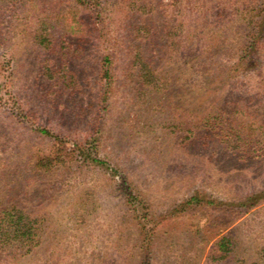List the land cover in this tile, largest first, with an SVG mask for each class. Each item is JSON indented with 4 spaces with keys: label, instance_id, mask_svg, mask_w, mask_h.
I'll return each mask as SVG.
<instances>
[{
    "label": "rangeland",
    "instance_id": "374dc122",
    "mask_svg": "<svg viewBox=\"0 0 264 264\" xmlns=\"http://www.w3.org/2000/svg\"><path fill=\"white\" fill-rule=\"evenodd\" d=\"M82 1L0 9V211L15 206L37 223L29 253L0 248V264H252L248 255L264 249V201L241 215L237 205L264 191V148L234 150L187 130L232 112L264 122V46L252 72L216 78L234 63L248 15L233 17L236 0H182L179 48L153 52L167 89L143 104L122 70L125 43L137 41L140 16L129 5L137 0ZM142 18L158 31L162 18ZM39 24L52 33L51 49L34 38ZM105 57L108 87L99 79ZM181 120L190 125L174 130ZM42 130L68 147L95 146L96 161L37 170L33 160L53 143ZM194 196L213 206L181 212ZM139 222L154 231L148 247ZM228 233L238 241L234 257L212 261L214 242Z\"/></svg>",
    "mask_w": 264,
    "mask_h": 264
},
{
    "label": "trees",
    "instance_id": "16d2710c",
    "mask_svg": "<svg viewBox=\"0 0 264 264\" xmlns=\"http://www.w3.org/2000/svg\"><path fill=\"white\" fill-rule=\"evenodd\" d=\"M29 1L0 0V9L16 6V8H20L21 12L25 13ZM77 1L82 6L86 4L82 0ZM167 2L163 3V0H137L136 2L129 3L130 7H132L130 9L132 10V14H139L140 17L137 19H140V24H135L131 29V33L135 34L134 39L137 41H128V43H125L126 47L124 52L126 62L122 70L126 75L125 78L135 89L136 94L134 95V100L143 104L150 102L159 93L164 92L169 83L166 79L167 71L165 72L164 70V64H161L157 60L153 52L159 48L163 49L165 54L171 56L174 51H177L176 49L179 48L180 44L175 38L182 34L180 17L182 15L183 1L168 0ZM235 2L237 5L234 10L235 13H232L233 17H240V12H245L248 15L245 20L242 19L244 25L240 24L245 30L247 29V32L244 35V42L237 49L234 63L229 66L227 71L225 69L217 71L216 78L219 79L220 84L227 83V80H233L239 74L252 72L256 68L257 60L264 46V0H236ZM238 3L247 6V8L238 6ZM31 4L34 6V3ZM92 14L99 20L101 15L100 11H94ZM57 16L58 19L62 18L60 15ZM144 16L148 18L146 20L152 19L151 17L162 18V23L158 31H153L145 25V19L142 18ZM46 26L45 24H39L34 38L44 48L51 49L54 39L51 31ZM68 26V28L72 27V25ZM98 33L101 34L102 30L100 31L99 29ZM150 48L153 49L151 52ZM102 61L103 65L100 69L99 79L100 82L103 81L105 86L108 87L111 84L109 69L112 62L108 57L103 58ZM62 78H65L64 82H73L72 78L74 76L71 74L68 77L69 81H66L67 77L64 74ZM244 109L246 110V108ZM192 124V127H188L189 129H187L189 133L194 129L195 134H200L207 139L214 138L225 146L232 144L231 148L234 150H239L238 148L240 147L247 149L254 143L264 148V122L261 120L257 123H247L246 120L242 119L240 114L237 115L235 113L233 115L232 112L228 114V117L222 115L221 117L219 115L214 117L210 116L200 120H193ZM186 125L188 126L190 124L181 120L174 125V130L178 128L182 131L187 128ZM41 132L47 137L53 138V143L47 153H41L33 160V165L37 170L49 171L61 165L66 167L81 159L86 161L91 158L92 161H96L97 148L95 146L75 143L72 147H68L67 139L53 135L47 130H42ZM248 155L250 156V154ZM126 187L130 188L132 186L126 181L124 188ZM202 201L204 202L198 196L192 197L186 201L185 207H182L181 212L185 213V208H192L194 204L197 205L196 209L202 208L203 210H205V207L213 206L211 201H206V203L204 202V206H200L199 204H203ZM262 201H264V191L248 195L244 199H241L237 205L239 215L248 212ZM202 209L200 211L201 213L204 212ZM231 211L233 212L234 210ZM140 216L144 222L149 218L147 217V213H143V216ZM34 224H37L35 220H31L29 216L15 206L2 209L0 211V248L3 249V252H8L5 247H12L16 251V254L18 253L20 256L27 255L30 248L32 249L36 243L34 240L37 234L35 233V227H33ZM138 225L143 231V243H146L145 245L148 247L149 243L156 239L153 238L155 236L154 231L153 229L146 231V227L140 222ZM237 247L238 241L236 237L231 233L222 235L214 242L210 250V259L214 262L229 261L234 257ZM255 255L256 257L248 255L249 259L255 258L252 264H261V261L264 263V249H259ZM241 262L244 263V260L242 259Z\"/></svg>",
    "mask_w": 264,
    "mask_h": 264
}]
</instances>
